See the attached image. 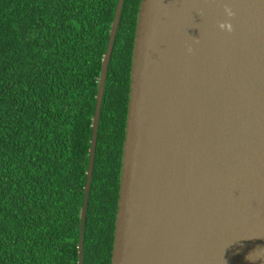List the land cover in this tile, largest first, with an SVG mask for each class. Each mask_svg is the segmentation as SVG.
I'll list each match as a JSON object with an SVG mask.
<instances>
[{
	"label": "water",
	"instance_id": "obj_1",
	"mask_svg": "<svg viewBox=\"0 0 264 264\" xmlns=\"http://www.w3.org/2000/svg\"><path fill=\"white\" fill-rule=\"evenodd\" d=\"M130 87L111 264H264V0H142Z\"/></svg>",
	"mask_w": 264,
	"mask_h": 264
},
{
	"label": "trees",
	"instance_id": "obj_2",
	"mask_svg": "<svg viewBox=\"0 0 264 264\" xmlns=\"http://www.w3.org/2000/svg\"><path fill=\"white\" fill-rule=\"evenodd\" d=\"M119 0H0V264H79L102 60ZM142 0L107 75L84 264H111Z\"/></svg>",
	"mask_w": 264,
	"mask_h": 264
},
{
	"label": "clouds",
	"instance_id": "obj_3",
	"mask_svg": "<svg viewBox=\"0 0 264 264\" xmlns=\"http://www.w3.org/2000/svg\"><path fill=\"white\" fill-rule=\"evenodd\" d=\"M229 15H231V13H229Z\"/></svg>",
	"mask_w": 264,
	"mask_h": 264
}]
</instances>
